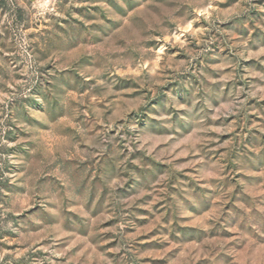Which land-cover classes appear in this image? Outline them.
I'll list each match as a JSON object with an SVG mask.
<instances>
[{
	"label": "rangeland",
	"instance_id": "1",
	"mask_svg": "<svg viewBox=\"0 0 264 264\" xmlns=\"http://www.w3.org/2000/svg\"><path fill=\"white\" fill-rule=\"evenodd\" d=\"M0 264H264V0H0Z\"/></svg>",
	"mask_w": 264,
	"mask_h": 264
},
{
	"label": "clouds",
	"instance_id": "2",
	"mask_svg": "<svg viewBox=\"0 0 264 264\" xmlns=\"http://www.w3.org/2000/svg\"><path fill=\"white\" fill-rule=\"evenodd\" d=\"M153 95H155V93H153ZM151 97H148V99H150ZM145 103L147 102V100L144 101ZM160 119H165L164 117H160Z\"/></svg>",
	"mask_w": 264,
	"mask_h": 264
}]
</instances>
